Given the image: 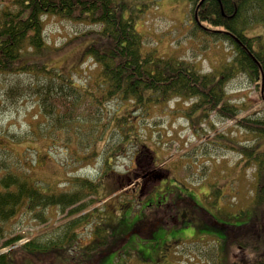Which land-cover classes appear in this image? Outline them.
Wrapping results in <instances>:
<instances>
[{
    "label": "rangeland",
    "instance_id": "374dc122",
    "mask_svg": "<svg viewBox=\"0 0 264 264\" xmlns=\"http://www.w3.org/2000/svg\"><path fill=\"white\" fill-rule=\"evenodd\" d=\"M13 1L0 0V5ZM120 1L126 5L125 16L136 15L146 50L186 59L205 72L219 67L232 53L229 43L213 42L211 35L195 28L189 0ZM44 21L49 62L76 84H92L99 67L84 55L86 42L81 37L98 27L56 16H45ZM247 33L260 36L254 46L264 52V28L256 25ZM27 77L33 79L29 74L0 73V162L6 156L10 165L17 163L12 166L14 170H30L37 184L49 191L69 190L68 179L75 176L98 179L101 202L93 204L97 207L95 217L82 221L77 228L78 244L66 255H30L20 248L28 238L46 240L62 232L56 227L70 218L57 208L47 209L51 219L46 223L32 219V212L24 208L0 221V254L9 252L17 264H85L88 255L78 256V247L98 238L94 229L103 218L110 229L112 252L96 264H243L242 257L254 261L264 256V236L259 243L239 248L240 244L228 245L226 233L228 226L249 222L264 209L254 197L255 169L235 149L238 143H252L253 132L215 113L203 119L190 112L189 102L179 99L153 105L149 117L139 118L141 112L132 103L117 97L100 108L82 105L74 114L104 112L108 120L125 118L126 125L130 118L135 131L121 137L119 126L114 129L112 124L106 131L109 139L102 133L95 143L80 140L79 145L73 143L67 148L62 142H54L63 138L60 132L52 137L47 132L43 137L35 132L39 123L46 126V116L38 98L25 92L27 87H20L29 83ZM262 87L264 91L262 78L253 82L242 74L229 83L228 93L234 103L245 106L242 115L264 114ZM108 155L114 156L107 160ZM149 170L160 179H149ZM142 175H147L143 187L137 183ZM158 202L170 204V211L153 209ZM157 219L164 223L148 236L150 223ZM19 234L25 237L4 246Z\"/></svg>",
    "mask_w": 264,
    "mask_h": 264
},
{
    "label": "trees",
    "instance_id": "16d2710c",
    "mask_svg": "<svg viewBox=\"0 0 264 264\" xmlns=\"http://www.w3.org/2000/svg\"><path fill=\"white\" fill-rule=\"evenodd\" d=\"M201 1L189 0L195 28L211 35L213 42L229 43L232 51L219 67L210 72L198 69L186 59L164 56L155 49L146 50L144 36L137 30L136 15L125 16L123 10L126 5L120 0H14L11 5H0V73H21L33 77H27L29 83L20 87H27L25 92L38 98L46 116V126L41 127L39 123L40 129L35 132L42 137L44 132L51 137L60 132L63 138L61 141L54 139V142H62L67 148L73 143L79 145L80 140L95 143L103 134L109 139L106 131L112 124L114 129L115 125L117 129L119 126L121 137L135 131L130 118L126 119L129 124L126 125L123 122L125 118L115 116L108 120V114L104 112L74 114L82 105L100 108L117 97L124 103H132L141 112L139 118L149 117L153 105L179 99L189 102L190 112L200 114L203 119L212 113L232 119L255 135L252 143H238L235 149L248 165L254 167L257 175L254 197L257 204L264 205V147L261 146L264 144V114L242 115L245 106L234 103L228 93L229 83L239 75L247 74L253 82L262 78L264 52L254 46L260 36H249L247 31L256 25L264 28V0ZM45 16L98 27L87 30L81 37L86 42L84 55L99 67L92 84H76L49 62ZM89 124H92L90 131ZM134 140L138 141V137ZM143 147L147 146L143 144ZM113 156L108 155L107 160ZM5 157L0 162V221H7L24 208L26 212H32V219L46 223L51 219L47 209H59L70 218V221L56 227L62 232L46 240L28 238L20 248L30 255H66L78 244L77 228L81 222L95 217L93 211L97 207L93 204L101 202L98 197L100 181L75 176L68 179L69 190L49 191L37 184L30 170H14L12 166H17V163L10 165V159ZM19 163L24 165V161ZM165 208L169 209V206ZM153 209L165 211L161 207ZM260 215H255L244 230L239 229L238 237H248L246 241L233 239L232 227L228 226V245L236 243L247 248L250 244L259 243L264 236V222L261 220L264 219V209ZM163 223L161 219L150 223L148 236ZM94 231L98 238L85 247H78V256L80 253L88 255L84 258L85 264H96L112 252L110 229L103 218ZM24 237L23 234L16 235L4 246L17 244ZM10 257L9 252L0 254V264H17ZM244 258L241 259L243 264H264V256L254 261Z\"/></svg>",
    "mask_w": 264,
    "mask_h": 264
},
{
    "label": "flooded vegetation",
    "instance_id": "af4514ba",
    "mask_svg": "<svg viewBox=\"0 0 264 264\" xmlns=\"http://www.w3.org/2000/svg\"><path fill=\"white\" fill-rule=\"evenodd\" d=\"M152 173H153V170H149V174H148V178L149 179H151V178H157V179H160L158 176L159 175H157V174H154V175H152ZM147 177V175L145 176V175H142V177L140 178V180L138 181L137 180V183L141 186V187H143L144 186V184L146 183L145 182V180H144V178H146ZM165 192H163V194H164ZM162 195V194H161ZM166 205H169L168 203L167 204H164V205H159V202L157 203V208L158 207H161V208H163V209H165V212H167V209L165 208V206ZM254 219V216L251 218V220L249 221V222H246V223H244V224H240V225H237V226H231L232 227V231H233V236H234V238H237V236H238V233H239V229H242V230H244L246 227H247V225L252 221ZM239 246V248H243V246L242 245H238Z\"/></svg>",
    "mask_w": 264,
    "mask_h": 264
},
{
    "label": "water",
    "instance_id": "95a60500",
    "mask_svg": "<svg viewBox=\"0 0 264 264\" xmlns=\"http://www.w3.org/2000/svg\"><path fill=\"white\" fill-rule=\"evenodd\" d=\"M203 1V0H202ZM201 1V2H202ZM249 54L253 57V59H255V61H257V63H259V65L261 66V63L257 60V58L253 55V53L249 52ZM262 73V82H264V72L261 70ZM262 96H264V92H263V87H262Z\"/></svg>",
    "mask_w": 264,
    "mask_h": 264
}]
</instances>
